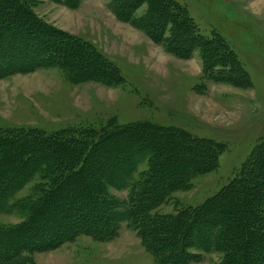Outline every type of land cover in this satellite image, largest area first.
<instances>
[{"label": "trees", "instance_id": "16d2710c", "mask_svg": "<svg viewBox=\"0 0 264 264\" xmlns=\"http://www.w3.org/2000/svg\"><path fill=\"white\" fill-rule=\"evenodd\" d=\"M33 1L0 0V74L58 65L75 82L124 85L114 61L93 43L38 19L28 8ZM109 9L170 55L186 59L198 51L207 79L253 86L227 39L216 31L204 35L176 0H112ZM224 149L214 139L151 120L54 133L0 131V212L16 189L38 176L43 181L37 196L22 203L31 210V224L0 226V264H37L32 250L54 249L80 234L110 239L123 223L137 231L158 264H192L193 247L220 254L214 264H264V139L202 204L156 211L195 177L215 171ZM143 163L147 167L133 178ZM111 186L129 189L128 198L112 196Z\"/></svg>", "mask_w": 264, "mask_h": 264}, {"label": "rangeland", "instance_id": "374dc122", "mask_svg": "<svg viewBox=\"0 0 264 264\" xmlns=\"http://www.w3.org/2000/svg\"><path fill=\"white\" fill-rule=\"evenodd\" d=\"M176 1L188 9L204 35L216 31L227 39L251 75V88L207 79L198 51L186 59L166 53L142 32L118 20L109 9L112 0H34L28 7L32 14L96 45L121 68L126 82L118 87L92 80L75 82L58 65L0 74V131L54 133L141 120L179 127L214 139L225 149L215 171L195 177L191 186L176 191L156 211L176 213L216 194L264 139V0ZM146 167L140 164L133 178ZM41 182L38 176L14 189L7 209L0 212V226L12 230L31 224V210L24 211L22 203L37 196ZM109 189L120 200L128 198L127 188ZM189 251L196 256L192 264H214L222 258L197 247ZM31 257L37 264H158L127 223L113 238L98 240L80 234L54 249L32 250Z\"/></svg>", "mask_w": 264, "mask_h": 264}, {"label": "crops", "instance_id": "0c3cea01", "mask_svg": "<svg viewBox=\"0 0 264 264\" xmlns=\"http://www.w3.org/2000/svg\"><path fill=\"white\" fill-rule=\"evenodd\" d=\"M255 6H258V5H256V3H255ZM258 7H260V6H258ZM102 51V50H101ZM103 52V51H102ZM103 53H105V52H103ZM106 54V53H105Z\"/></svg>", "mask_w": 264, "mask_h": 264}]
</instances>
